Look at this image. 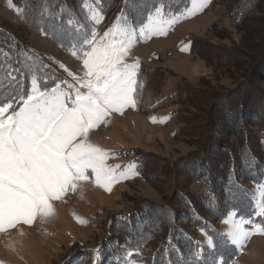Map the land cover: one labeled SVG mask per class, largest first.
<instances>
[{"label": "rangeland", "instance_id": "obj_1", "mask_svg": "<svg viewBox=\"0 0 264 264\" xmlns=\"http://www.w3.org/2000/svg\"><path fill=\"white\" fill-rule=\"evenodd\" d=\"M196 4L200 7L194 10L191 0L181 16L164 20L163 34L141 36L140 29L145 25L133 29L136 35L126 61L138 64L141 88L137 107H128L123 114L110 113L89 132L90 142L111 153L109 166L117 172H128V166L135 162L134 170L113 184L111 191L97 186L89 171L88 181H81L74 191L51 201L53 216H38L31 224L20 221L6 225L0 230V264H264V234H260L264 229V181L254 183L258 178L246 185L250 192L248 210L225 207L216 215L213 226L224 238L218 252L213 249L212 237L191 229L192 223L184 228L194 235V244L207 249L200 259L189 260L191 249L182 243L172 245L168 240L170 250L168 246L158 247L162 239L166 242L167 234L177 242L183 208L177 205L176 214L170 216L169 205L177 204L173 196L181 188L199 191L192 170L209 164L216 171L220 166L212 159L217 154L210 150L212 144L223 143L217 130L218 113L212 112L205 133L201 130V135L194 137L201 121V112L195 107L206 108L205 99L214 97L215 90H230L241 81V72L259 61L264 46V0H256L252 10L251 1L248 7L237 0H196ZM12 6L10 0H0V21L19 26L17 33L32 45L30 49L57 64V83L62 84L63 91L73 95L77 89L85 91L81 88L86 71L83 58L75 59L34 29L26 28L11 12ZM31 87L22 95L30 94ZM9 100L0 102L6 109L0 113L2 118L22 106L20 97ZM9 104L12 109H8ZM221 159L224 163L227 156ZM138 211L145 214L142 219L135 218L137 222L131 216ZM140 220L147 233L140 239L139 230L134 231V242L141 251L130 253L122 247L125 231L133 229L135 222L134 229H140ZM233 223H242L253 232L242 245L234 244L227 235ZM110 241L116 246H108ZM98 246L103 248L100 259L93 250ZM174 246L180 251L173 250ZM160 250L164 252L163 261L158 260ZM104 252L111 257L118 254V258L109 260L105 254L103 259ZM183 252L187 255L179 262L177 257Z\"/></svg>", "mask_w": 264, "mask_h": 264}, {"label": "trees", "instance_id": "obj_2", "mask_svg": "<svg viewBox=\"0 0 264 264\" xmlns=\"http://www.w3.org/2000/svg\"><path fill=\"white\" fill-rule=\"evenodd\" d=\"M10 1L13 4L11 12L18 20L25 23L26 28L34 29L56 48L69 53L77 60L82 58L83 50L87 47L83 42L85 38H90L91 33L94 32L98 35H96L97 37L101 38L106 31L111 29L116 32L122 25H127L130 29L140 28V26L149 23L150 15L156 16L155 9L160 5H163V20L176 19L189 8L191 3V0ZM250 1L252 10L256 5V0H237L241 6L246 7L249 6ZM175 16L177 17L173 18ZM19 29V26L11 25L5 20L0 21V86H2L0 87V102L10 98H19L22 93L30 89L33 77L39 81V87L49 89L58 81L56 77L60 72L57 64L46 60L47 58L39 55L38 51L31 50L32 45L17 33ZM260 56L261 58L258 57L259 61L256 60L247 65V68L241 72L242 80L233 85L230 90L217 89L214 97L209 95L205 99V102L208 101L206 108L195 107L201 112V121L195 127L194 137L201 135V130L204 134L208 127L207 120L211 118L212 112L218 113L217 130L223 143L217 146L212 144L210 150L211 153L217 154L212 159H216L220 166L216 171L213 165L209 164L207 168L202 165L199 166V169L192 170V174H195L193 179L196 186L199 187V191L197 189L190 190V187L176 191L173 199L177 201V204L169 205V208L172 207V209L168 213L170 216H174L176 214L174 209L177 205L183 208L180 227H177L179 237L175 242L172 240L174 236L167 234L165 243L162 242L163 239L159 241V248L164 245V247L168 246L167 249L170 250L172 246L168 245L169 242L172 245L182 243L183 247L191 249L189 260L190 257L194 261L200 259L202 254L207 253V249L200 244H194V235L184 228V225L188 227V224L192 223L191 229L212 237L213 249L218 252L224 238L219 237L213 226V221L220 213V208L233 207L236 211L248 210L250 201L247 194L250 192L247 191L246 185L254 181L252 180L254 178H258L254 183L264 181V46ZM256 71L258 74H255ZM13 76H15V80L12 79ZM48 83L52 85L46 86ZM218 147L221 148L218 150ZM222 155L227 156L224 163L220 162L223 161ZM238 168L243 170L239 171ZM209 175L210 177H208ZM204 186L206 189H202ZM233 187H235L234 191ZM192 192L195 193L194 196H192ZM144 214V211H138L131 217L138 222L139 220H135V218L142 219ZM140 222H142L140 229H134V226L137 225L135 222L133 229L125 231L127 233L125 234L126 241L122 246L125 251L140 253L141 249L136 247L138 242H134L137 239L134 238V231L139 230L140 239L147 233L143 220ZM129 223H131L130 220ZM121 229L124 227L122 226ZM183 236L184 240H182ZM168 240L170 241L167 242ZM112 241L118 242L117 240ZM112 241L108 246H112ZM126 242H130L129 245ZM100 246L96 250L93 249L94 255L98 259L102 257L103 252V248ZM175 248L174 246L173 250L180 251V247L178 250ZM105 254L109 260L118 258V254L111 257L107 252H104L103 259ZM186 255L184 252L179 254L177 260L181 262ZM158 256L160 261L165 259L163 250L159 251Z\"/></svg>", "mask_w": 264, "mask_h": 264}, {"label": "snow or ice", "instance_id": "obj_3", "mask_svg": "<svg viewBox=\"0 0 264 264\" xmlns=\"http://www.w3.org/2000/svg\"><path fill=\"white\" fill-rule=\"evenodd\" d=\"M198 7L193 0V9ZM162 10L163 5L156 7V16H149L141 36L165 32ZM96 35L91 33L83 42L86 71L81 88L85 91L77 89L73 95L63 91L60 83L41 88L33 77L30 94L20 95L22 106L0 117V230L20 221L31 224L38 216H53L51 201L88 181L89 171L97 186L111 191L134 168L135 162L128 172H117L107 164L111 153L88 137L110 113L123 114L128 107H137L138 64L126 61L136 33L122 25L116 32L106 31L99 40ZM5 111L0 107V113ZM250 234L252 230L242 223H233L227 233L234 244L241 245Z\"/></svg>", "mask_w": 264, "mask_h": 264}]
</instances>
